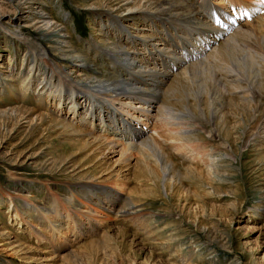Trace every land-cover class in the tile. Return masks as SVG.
Returning <instances> with one entry per match:
<instances>
[{
    "label": "rangeland",
    "instance_id": "rangeland-1",
    "mask_svg": "<svg viewBox=\"0 0 264 264\" xmlns=\"http://www.w3.org/2000/svg\"><path fill=\"white\" fill-rule=\"evenodd\" d=\"M3 3L0 0V112L24 106L36 116L47 115L68 126L56 127L48 134L43 132L51 126L48 123L31 129L25 120L17 124L0 118V264H264V136L258 134L257 140L250 138L245 143L243 124L232 109L230 127L236 143L230 152L228 176L200 178L189 171L188 159L165 146V158L173 162L167 170L164 161L156 160L154 153L140 144L142 137L151 134L155 120L152 127L146 125L145 118L135 132L126 131L120 124L131 120L134 111L119 101L77 92L80 72L73 69L77 64L65 69L56 61L57 71L43 52L44 48L52 49L56 37L40 29L42 23L27 24L31 12L39 11L41 5L48 12L44 19L60 17L61 23L73 29L69 42L79 46L73 50L76 57L82 44L93 42V20H103L95 13L99 11L73 0ZM210 3L233 15L238 27L253 23L264 32V0ZM205 18L185 24L188 27L165 18L135 20L124 23L132 31L126 37L142 40L165 27L175 37L183 30L194 31L199 40L202 35L204 42H210L206 54L221 33L216 28L222 25L215 24L210 14ZM220 29L226 30V26ZM168 47L179 48L182 56L192 51L166 42L149 52L169 56ZM182 65L176 63L175 72ZM54 71L56 75H52ZM66 79L74 92H64ZM171 81L163 82L164 90ZM46 84V90L39 91ZM82 100L86 103L79 106ZM160 106L156 101L150 108L152 117L159 116ZM262 109L257 108L259 112ZM108 112L113 113V119L100 121L111 118L106 116ZM236 115L244 118L242 112ZM203 119V130L199 128L196 134L201 148L197 152L205 161L207 152L215 157L213 152L224 150V136L219 139L213 136L215 132L209 134L214 126ZM156 128L168 135L163 124H156ZM132 134L140 136L132 138ZM200 160L201 165L194 167L203 169L204 161ZM171 169L189 179L178 182ZM90 188L113 196L92 195L85 190Z\"/></svg>",
    "mask_w": 264,
    "mask_h": 264
},
{
    "label": "bare ground",
    "instance_id": "bare-ground-1",
    "mask_svg": "<svg viewBox=\"0 0 264 264\" xmlns=\"http://www.w3.org/2000/svg\"><path fill=\"white\" fill-rule=\"evenodd\" d=\"M2 1L6 5L12 4L14 0ZM34 1L36 0H30L31 4ZM73 1L77 4H86L82 7L91 8L106 15L102 16L99 12H95L103 20H93L91 28L95 33L93 42L82 44L84 46H80V54L75 57L73 50L79 49V46L74 47L69 42L73 29L61 23L60 17L50 16L49 19H44L48 12L41 7L42 5L39 6L40 9L37 8L39 11L31 12V17H29V21H31H28L27 24L37 23L39 25L42 23L40 29L46 31L49 37H56L57 40L51 43L52 49L50 47L43 49L45 60L54 62L57 71L58 64L56 61L64 64L63 68L65 69L75 62L77 65L73 69H77V73L80 72L77 76L78 82L75 83L77 92L85 91L99 96L101 100L113 101L114 103L119 101L120 105L129 106L134 111L133 114H130L131 120H126L120 124L129 133L135 132L143 119H147L146 125L150 127H152L150 123L155 120L151 134L142 137L140 144L142 148L151 150L156 156V160L164 161L167 170H170L173 162L169 163L168 159L166 160L167 152L163 150L165 146H168L171 152H176L177 156L182 155L188 159V162L191 163L189 171L198 173L200 178L213 176L216 180L217 176H228L227 168L232 163L230 152L236 143L234 132L230 127L233 116V112H230L232 109L238 112L234 116L243 124L241 135L245 137V143L248 144L250 138L257 140L256 135L258 134L264 136V32H259L258 27L253 26V23L250 26L240 25L238 27L239 21L233 15L224 10L216 9L210 0ZM234 2L235 0H232V3ZM238 7L240 13L243 14L241 12L243 7L240 5ZM206 14H210V18L215 24L222 25L219 26L220 28L226 26V30H224L225 28H216L221 33H217L214 46L206 54V48L211 46L210 42H204L202 35H200L201 40H199V34L194 31L188 33L183 30L181 33H177L175 37L169 35L170 29L165 27L159 33L146 34L142 40L126 37L128 32L132 31L124 23L143 19L161 21V18H165L178 26L188 27L185 24L194 21L201 22V20L206 19ZM240 16L238 14V17ZM37 24L35 26H38ZM222 36L225 37L222 38ZM166 42L171 46L181 45L185 49L190 48L192 51L187 50L188 55L183 56L180 54L179 48L171 49V47L167 48L169 49L167 50L170 53L169 56L152 55L149 52L153 51L154 46ZM53 53H57L59 58L57 56L56 58ZM38 60H40V55ZM178 62H182L183 65L179 71L175 72L174 68ZM55 71L52 75H56ZM166 77L168 80L171 78L172 81L169 87L164 90V86L168 82ZM63 83L64 92L75 91L70 89L71 83L68 80L63 81ZM46 86L47 84L40 87L39 91L46 90ZM41 96L39 95V97ZM156 101L161 102V106L158 108L159 116L152 117L150 108L154 106ZM84 103L86 100H82L78 105L84 106ZM257 108L263 109L259 112ZM136 109L141 111L137 114ZM142 111L147 112V114ZM241 112L244 118H239L240 116L236 115ZM32 114L31 110L22 106L20 109H7L4 114L0 112V118L3 116L4 119L13 120L17 124L25 120L29 124L28 128L37 126L38 123V127L41 128L43 125L45 126V123H48L52 127H46L43 130L44 133L48 132V134H52L56 127L68 126L64 121L58 122L57 119L51 117L48 119L47 115L36 116ZM134 115H137L136 119ZM101 116L104 114L100 115L99 118ZM106 116H111V118L104 117L100 121L103 119L112 120L114 117L112 112H108ZM96 117L98 118V116ZM204 117L208 119L206 121L209 122L210 126H214L216 130H210L209 134L215 132L214 137L222 139L221 135H223L225 139V141L222 140L224 150H217L218 152L214 150L215 157L207 152V155H203L205 161L197 152L201 148L199 145L200 138L196 134L201 129V120ZM259 118L260 121H258ZM156 124L157 126L163 124L165 132L169 129L167 137L164 136L166 133L162 134L158 131ZM172 127L177 128V130L173 131ZM139 136V134H132V138ZM196 143H198L197 146L194 145ZM226 145H228L227 149H225ZM261 146L264 147L263 141ZM198 158L201 159L200 161H204L202 166L205 168L194 167L198 164L201 165L197 161ZM66 166H68L67 163ZM171 171L172 178L175 177L178 182L188 177L174 169ZM84 188L88 187L84 186ZM85 190L98 197L101 195L108 198H110L109 195L113 196L109 192L95 188ZM110 204L112 203L110 202Z\"/></svg>",
    "mask_w": 264,
    "mask_h": 264
}]
</instances>
